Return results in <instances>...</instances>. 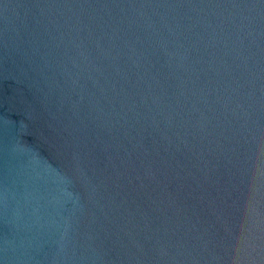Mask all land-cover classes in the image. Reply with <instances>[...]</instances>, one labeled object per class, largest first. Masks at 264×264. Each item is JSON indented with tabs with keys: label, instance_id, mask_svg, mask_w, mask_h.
Returning a JSON list of instances; mask_svg holds the SVG:
<instances>
[{
	"label": "water",
	"instance_id": "water-1",
	"mask_svg": "<svg viewBox=\"0 0 264 264\" xmlns=\"http://www.w3.org/2000/svg\"><path fill=\"white\" fill-rule=\"evenodd\" d=\"M0 264H264V0H0Z\"/></svg>",
	"mask_w": 264,
	"mask_h": 264
}]
</instances>
